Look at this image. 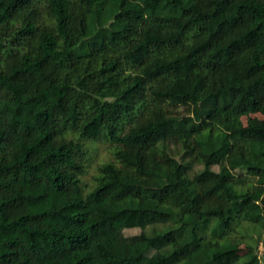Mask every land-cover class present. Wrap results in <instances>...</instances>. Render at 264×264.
Returning <instances> with one entry per match:
<instances>
[{
  "label": "trees",
  "instance_id": "16d2710c",
  "mask_svg": "<svg viewBox=\"0 0 264 264\" xmlns=\"http://www.w3.org/2000/svg\"><path fill=\"white\" fill-rule=\"evenodd\" d=\"M84 140L110 144L90 177ZM260 242L264 0H0V264H262Z\"/></svg>",
  "mask_w": 264,
  "mask_h": 264
},
{
  "label": "rangeland",
  "instance_id": "374dc122",
  "mask_svg": "<svg viewBox=\"0 0 264 264\" xmlns=\"http://www.w3.org/2000/svg\"><path fill=\"white\" fill-rule=\"evenodd\" d=\"M251 117H259L262 118L261 114H251ZM244 122H246L247 118H243ZM84 144H87L88 148L91 150V154L94 156V159H96L95 161H93V163H91V169L89 170V177L92 176V174H94L96 172V168L97 165H99V163H101V160L106 159V155L108 153V148L110 147V144L107 142H104L103 140H99L97 142L94 141H87L84 140L83 141ZM217 168V167H215ZM139 229H128L125 231L126 235L129 234H135L138 233ZM258 254L259 256L263 259L262 264H264V244L263 243H259L258 245Z\"/></svg>",
  "mask_w": 264,
  "mask_h": 264
}]
</instances>
